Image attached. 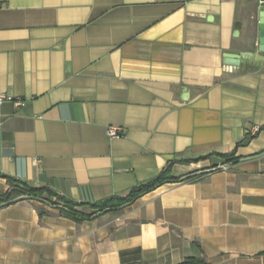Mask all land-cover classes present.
Masks as SVG:
<instances>
[{
	"label": "crops",
	"instance_id": "crops-1",
	"mask_svg": "<svg viewBox=\"0 0 264 264\" xmlns=\"http://www.w3.org/2000/svg\"><path fill=\"white\" fill-rule=\"evenodd\" d=\"M260 1L0 0V93L24 101L0 107V194L11 178L94 203L169 162L200 175L81 223L2 206L0 264H264Z\"/></svg>",
	"mask_w": 264,
	"mask_h": 264
},
{
	"label": "trees",
	"instance_id": "trees-1",
	"mask_svg": "<svg viewBox=\"0 0 264 264\" xmlns=\"http://www.w3.org/2000/svg\"><path fill=\"white\" fill-rule=\"evenodd\" d=\"M247 142L248 139L240 144L245 145ZM219 159L220 163L214 166L215 170H218L220 165H227L231 167V165L236 164L238 161L235 157L234 151L226 155H220ZM199 176L200 175H195L183 179L175 177L172 173V162H169L155 178L133 187L126 196H113L94 203H77L65 197L57 196L49 190L36 188L30 184L6 178L9 188L4 194H0V208L2 206L10 205L23 200L19 199L21 197H28L30 200L44 202L51 207H55L59 209L60 213L65 217L76 223H81L85 220H90L108 212L120 211L124 207L134 203L141 196L153 191L163 184L177 183L184 180H194ZM39 214L42 215L43 212L39 211ZM192 246L199 250L196 244L193 243ZM179 264H206V262L202 258H186Z\"/></svg>",
	"mask_w": 264,
	"mask_h": 264
},
{
	"label": "water",
	"instance_id": "water-1",
	"mask_svg": "<svg viewBox=\"0 0 264 264\" xmlns=\"http://www.w3.org/2000/svg\"><path fill=\"white\" fill-rule=\"evenodd\" d=\"M257 51L264 53V6L259 9V33L256 43ZM244 58H250L253 54H245ZM243 61V57L239 54H226L223 58V64L231 67H238ZM19 199H28V197H21Z\"/></svg>",
	"mask_w": 264,
	"mask_h": 264
},
{
	"label": "built area",
	"instance_id": "built-area-1",
	"mask_svg": "<svg viewBox=\"0 0 264 264\" xmlns=\"http://www.w3.org/2000/svg\"><path fill=\"white\" fill-rule=\"evenodd\" d=\"M260 5L264 6V1H260ZM5 103H10L13 104L15 107H22L24 105V101L21 100L20 98H16L4 93H0V107L5 104ZM260 128L257 126H254L249 130V133L251 136L257 134L259 132ZM107 137L109 138H118L120 137L121 129L120 128H114V127H108L106 128L105 131ZM230 167L227 165H220L218 167V170L226 171Z\"/></svg>",
	"mask_w": 264,
	"mask_h": 264
}]
</instances>
